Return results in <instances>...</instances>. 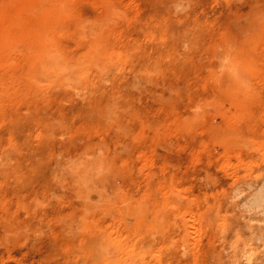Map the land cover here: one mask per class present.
Listing matches in <instances>:
<instances>
[{"label": "rangeland", "instance_id": "obj_1", "mask_svg": "<svg viewBox=\"0 0 264 264\" xmlns=\"http://www.w3.org/2000/svg\"><path fill=\"white\" fill-rule=\"evenodd\" d=\"M0 264H264V0H0Z\"/></svg>", "mask_w": 264, "mask_h": 264}, {"label": "bare ground", "instance_id": "obj_2", "mask_svg": "<svg viewBox=\"0 0 264 264\" xmlns=\"http://www.w3.org/2000/svg\"><path fill=\"white\" fill-rule=\"evenodd\" d=\"M228 67V66H227Z\"/></svg>", "mask_w": 264, "mask_h": 264}]
</instances>
